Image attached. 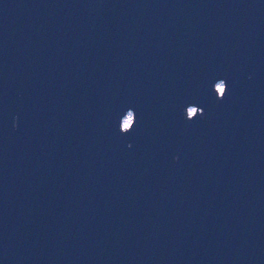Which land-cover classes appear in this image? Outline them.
Returning <instances> with one entry per match:
<instances>
[{
    "label": "water",
    "instance_id": "water-1",
    "mask_svg": "<svg viewBox=\"0 0 264 264\" xmlns=\"http://www.w3.org/2000/svg\"><path fill=\"white\" fill-rule=\"evenodd\" d=\"M0 264H264V0H0Z\"/></svg>",
    "mask_w": 264,
    "mask_h": 264
},
{
    "label": "rangeland",
    "instance_id": "rangeland-1",
    "mask_svg": "<svg viewBox=\"0 0 264 264\" xmlns=\"http://www.w3.org/2000/svg\"><path fill=\"white\" fill-rule=\"evenodd\" d=\"M218 88L220 90H222V84L221 83L219 84ZM190 112L191 113L194 112V108H191ZM131 120H132V113H129L124 119V125L127 126L131 122Z\"/></svg>",
    "mask_w": 264,
    "mask_h": 264
}]
</instances>
